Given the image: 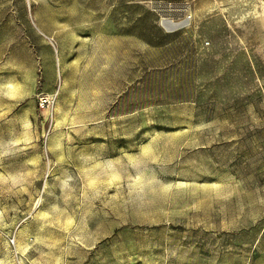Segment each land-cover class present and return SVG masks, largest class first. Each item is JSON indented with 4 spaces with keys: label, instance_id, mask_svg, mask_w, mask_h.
<instances>
[{
    "label": "rangeland",
    "instance_id": "obj_1",
    "mask_svg": "<svg viewBox=\"0 0 264 264\" xmlns=\"http://www.w3.org/2000/svg\"><path fill=\"white\" fill-rule=\"evenodd\" d=\"M35 1L68 53L0 0V264H264L263 0Z\"/></svg>",
    "mask_w": 264,
    "mask_h": 264
},
{
    "label": "crops",
    "instance_id": "obj_2",
    "mask_svg": "<svg viewBox=\"0 0 264 264\" xmlns=\"http://www.w3.org/2000/svg\"><path fill=\"white\" fill-rule=\"evenodd\" d=\"M262 1V0H261ZM23 2V1H22ZM29 2V11L27 8L19 7V10L22 12V15H24V21L25 26L22 24L19 28V39L21 40V45L24 46L27 50H35L37 47L40 49L44 48V56H40V58L46 59L49 55L48 60L52 59L53 52L57 54V60L62 63L67 60L66 54L68 51L64 48L66 45L67 40V28L65 25V22L63 21V18L60 16V14L55 13L52 10V6H45V17L43 19L41 12L37 14L35 12L36 6L35 0H28ZM264 3V0H263ZM16 10V8L14 7ZM13 15V13H11ZM31 19V21H29ZM6 29L13 30V34H17L15 29H11L13 24L7 25ZM14 37V40L15 38ZM76 43V39H74ZM36 53H34V57L36 59ZM36 61V60H35ZM51 61V60H50ZM46 91L47 93H54V85L55 80L53 78H47L46 81ZM56 92V91H55ZM60 95V91H58V97ZM58 100V98H57Z\"/></svg>",
    "mask_w": 264,
    "mask_h": 264
},
{
    "label": "built area",
    "instance_id": "obj_3",
    "mask_svg": "<svg viewBox=\"0 0 264 264\" xmlns=\"http://www.w3.org/2000/svg\"><path fill=\"white\" fill-rule=\"evenodd\" d=\"M38 102L42 109H46L49 111V109L53 108L55 103L57 102L58 98V91L50 94V93H40L38 95Z\"/></svg>",
    "mask_w": 264,
    "mask_h": 264
},
{
    "label": "bare ground",
    "instance_id": "obj_4",
    "mask_svg": "<svg viewBox=\"0 0 264 264\" xmlns=\"http://www.w3.org/2000/svg\"><path fill=\"white\" fill-rule=\"evenodd\" d=\"M180 24V23H179ZM174 26V25H173ZM177 26V25H176ZM168 29V28H167Z\"/></svg>",
    "mask_w": 264,
    "mask_h": 264
}]
</instances>
